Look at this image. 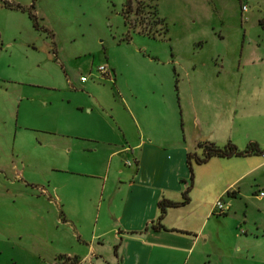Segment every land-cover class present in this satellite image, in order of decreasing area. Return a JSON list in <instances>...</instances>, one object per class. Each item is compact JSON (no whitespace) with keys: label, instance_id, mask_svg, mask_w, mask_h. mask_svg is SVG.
Listing matches in <instances>:
<instances>
[{"label":"rangeland","instance_id":"1","mask_svg":"<svg viewBox=\"0 0 264 264\" xmlns=\"http://www.w3.org/2000/svg\"><path fill=\"white\" fill-rule=\"evenodd\" d=\"M218 77L244 89L247 118L216 119V145L264 150V0H0V264L113 263L110 247L91 257L103 229L87 196L95 183L83 176L94 157L68 153L81 144L71 131L111 138L99 111L123 119L125 101L142 114L163 110L152 127L189 130L190 83ZM214 98L216 113L231 107ZM256 179L259 188L242 185L251 198L264 194V174Z\"/></svg>","mask_w":264,"mask_h":264},{"label":"crops","instance_id":"2","mask_svg":"<svg viewBox=\"0 0 264 264\" xmlns=\"http://www.w3.org/2000/svg\"><path fill=\"white\" fill-rule=\"evenodd\" d=\"M217 80L218 83L195 79L189 85V93L178 88L180 95L183 90L189 94L194 110L189 130H178L177 126L174 131L152 127L147 121L151 117L163 120L166 116L163 110L142 114L125 101L128 108L123 119L112 108L99 111L110 126L111 138L90 128L71 131L70 136H77L81 144H69L72 148L68 153L76 150L94 157L91 171L83 176L95 183L94 192L87 196H91L90 202L99 210L97 226L102 222L104 227L94 244L90 243L91 257L103 260L110 247L115 257L111 264H264V197L251 198L242 190L252 181L259 188L256 177L264 174V156L253 161L247 160L252 156L245 160L213 158L204 165H194L190 204L168 211L163 222L166 231L152 229L159 216V202L162 199L181 202L185 188L191 183L188 154L201 157V143H219L216 119L235 125L237 120L247 118L240 108L244 89L234 92L237 87L232 88L228 82L223 84L226 80L221 82L219 77ZM215 96L231 107L216 113ZM169 116L177 121L173 112ZM183 117L182 114L181 121ZM226 140L236 143L232 135ZM103 147L106 158L98 156ZM207 165L204 171L197 170ZM247 181L249 184L244 185ZM254 198L260 206L254 204ZM220 199L228 208L225 215L214 213ZM60 203L64 205L65 201L61 198ZM61 217L68 222L64 213ZM110 234L113 237L108 242L105 238ZM77 236L79 243L87 245Z\"/></svg>","mask_w":264,"mask_h":264},{"label":"trees","instance_id":"3","mask_svg":"<svg viewBox=\"0 0 264 264\" xmlns=\"http://www.w3.org/2000/svg\"><path fill=\"white\" fill-rule=\"evenodd\" d=\"M163 23L165 28V21L161 20L158 24ZM202 149V156L198 157L195 154H188L187 164L190 171V185L187 186L182 194V201L175 203L167 199H162L158 204L159 216L155 223L152 225V229L155 231H166L163 222L166 215L170 209H177L185 207L190 204L191 197L190 193L192 190V181L194 178V165H204L213 158L219 159H231V158H241L250 156H264V150L259 147L258 144H251L245 151H240L236 146L229 143L226 147L220 148L217 145L209 142H204L199 145ZM118 247L116 246V249Z\"/></svg>","mask_w":264,"mask_h":264},{"label":"built area","instance_id":"4","mask_svg":"<svg viewBox=\"0 0 264 264\" xmlns=\"http://www.w3.org/2000/svg\"><path fill=\"white\" fill-rule=\"evenodd\" d=\"M99 72H100L103 76H108V75H109V71H108L107 68L104 67V66L99 68ZM81 81H82V82H86L87 79H86L85 77H82V78H81ZM260 196H261V197H264V194L261 193ZM227 211H228V208H227L226 205L224 204L223 200L220 199V200L217 202V204H216V206H215V208H214V213H216V214H218V215H225V214L227 213Z\"/></svg>","mask_w":264,"mask_h":264}]
</instances>
